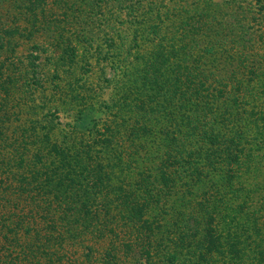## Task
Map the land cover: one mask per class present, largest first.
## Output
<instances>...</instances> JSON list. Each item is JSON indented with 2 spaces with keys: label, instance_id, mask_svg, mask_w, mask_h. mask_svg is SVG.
<instances>
[{
  "label": "trees",
  "instance_id": "16d2710c",
  "mask_svg": "<svg viewBox=\"0 0 264 264\" xmlns=\"http://www.w3.org/2000/svg\"><path fill=\"white\" fill-rule=\"evenodd\" d=\"M253 1L264 50V0ZM190 25L136 55L90 140L14 126L19 114L0 100V264H93L96 252V264H125L135 246L132 264H264V51ZM223 26L245 28L236 14L213 31ZM224 53L227 75L211 80L209 61ZM88 237L107 242L78 260L70 249Z\"/></svg>",
  "mask_w": 264,
  "mask_h": 264
},
{
  "label": "rangeland",
  "instance_id": "374dc122",
  "mask_svg": "<svg viewBox=\"0 0 264 264\" xmlns=\"http://www.w3.org/2000/svg\"><path fill=\"white\" fill-rule=\"evenodd\" d=\"M234 14L245 26L240 33L226 26L217 34L213 31L217 22L232 25ZM256 19L261 16L253 0H0V35L3 29L15 31L12 36H1L0 100L9 97L10 109L14 107L19 114L20 122L14 121V126L25 128L31 122L41 128L53 127L52 139L57 142L90 140L93 124L97 122L101 130L103 121L111 118L104 105L115 100L123 79L134 76L137 54L160 41L168 46L171 37L181 35V24L188 22L190 26L207 24L202 27L206 41L227 35L233 40L237 35L240 42L234 47L247 45L249 53H261L264 50L255 42L260 29ZM201 36L197 38L199 49L205 44ZM225 41V47L232 49L233 44ZM227 54L208 60L214 73L211 80L227 75L222 66ZM33 56L37 57L34 63ZM152 142L146 139L154 151ZM245 180V190L255 199L254 179ZM155 212L150 216L155 217ZM131 231L135 242L137 232ZM106 242L88 237L70 252L78 260L85 259L82 254L87 246L101 248ZM138 251L135 246L125 264H132ZM97 256L96 252L91 257L93 264Z\"/></svg>",
  "mask_w": 264,
  "mask_h": 264
}]
</instances>
